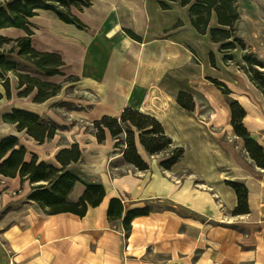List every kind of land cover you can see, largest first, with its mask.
<instances>
[{"label": "crops", "instance_id": "0c3cea01", "mask_svg": "<svg viewBox=\"0 0 264 264\" xmlns=\"http://www.w3.org/2000/svg\"><path fill=\"white\" fill-rule=\"evenodd\" d=\"M237 1L241 37L264 62V0ZM169 6L162 10L157 0H91L77 14L87 30L62 22L48 10H37L30 18L37 26L31 46L61 57V73L75 98L85 101L58 91L36 102L32 90L11 108L46 115L61 136L54 132L38 141L9 122L5 135L17 137L25 161L35 155L37 161H55L51 165L57 168V153L69 144L79 145V160L65 167L78 177L68 198L78 200L86 184L101 185L104 195L83 215L49 213L27 198L33 186L44 182L0 174V264H264V165L254 163L244 140L234 133L229 105L218 102L214 89H202L212 106L206 129L195 119L194 109L182 108L164 90L172 86L193 93L188 83L173 84L169 75L171 53L180 49L182 32L175 33L177 39L142 43L127 35L159 34L180 20L189 34L207 41L190 25L186 6L177 1ZM242 52L235 47L231 53L239 64ZM222 56L214 58V65L209 55L200 64L187 63L227 85L230 97L245 111L243 126L264 149V93ZM56 78L49 81L60 82ZM8 97L14 99V93ZM126 106L157 118L173 143L183 146L182 157L166 169L161 166L166 158L150 159L137 143L148 166L139 170L126 163L107 129L101 142L87 132L94 120L119 116ZM226 181L245 185L247 212H234L236 193ZM112 198L123 205L117 219L107 215ZM136 208L148 211L135 216L125 231L122 218Z\"/></svg>", "mask_w": 264, "mask_h": 264}, {"label": "trees", "instance_id": "16d2710c", "mask_svg": "<svg viewBox=\"0 0 264 264\" xmlns=\"http://www.w3.org/2000/svg\"><path fill=\"white\" fill-rule=\"evenodd\" d=\"M176 1L180 6L187 7L189 23L198 34L205 35L208 33L210 41L220 43L221 48L225 50H233L236 44L243 47V40L236 33L240 21L237 0H157V3L162 10H169L168 2ZM90 5L91 0H4L0 2V29L10 27L23 29L26 31V35L15 39L0 35V44L2 42H13L14 46L7 52L12 53L16 50L15 54L18 57L32 65L35 70L44 76L60 74L63 62L58 54L39 52L31 46L29 19L36 15L37 10H48L53 12L62 22L72 24L81 30H87L88 26L74 13L73 9L81 12L84 7ZM212 19H214L216 27L210 26ZM181 25L182 22L178 20L172 28H177ZM127 34L133 39L137 38L130 31H127ZM209 61L211 65L215 64L212 52L209 53ZM258 64L263 65L262 62H258ZM17 70L21 71L17 62L10 61L5 54L0 53V81L4 85L7 97L10 95L9 77L4 76L9 71ZM16 76L19 79V87L26 84L23 91L25 95L31 92L34 86L37 87L34 96V101L36 102L47 99L60 89L59 84L42 81L18 71ZM24 78L29 79V84L24 81ZM207 79L223 89L224 94H228V88L223 83L216 81V78L208 77ZM261 82L264 87L263 80ZM1 97L2 94L0 92ZM175 100L179 106L187 111H192L194 108L192 97L189 94L180 91L176 94ZM228 105L234 133L242 137L244 147L254 163L257 166H263L264 149L250 137L243 126L244 109L235 99L229 98ZM2 118L4 122L16 123L19 131L26 129L27 134L38 141H42L44 137L50 138L56 129L53 121H50L51 126L43 124L38 115L20 109H12L11 112L3 114ZM93 127L96 131V139L99 142L104 139V129H107L112 138L116 140V147L120 148L124 144L121 150L124 160L127 164L139 170H144L148 166L137 151L136 141L149 154L157 153L173 146L171 137L164 132L157 118L134 110L129 106L124 107L119 116L102 115L99 119L93 121ZM24 155L25 148L19 144L16 136L9 135L0 139V174L9 177L18 174L21 179H26L31 183L44 182L33 186L27 198L37 202L47 212L68 211L83 215L88 206H96L103 198L104 189L99 184H86L83 193L76 201H71L68 198V194L78 181V177L66 171L65 167L79 160L81 152L77 144L64 148L57 153L56 159L60 164L59 168L48 165L43 161H37L35 155L30 161H25ZM182 155V146L173 147L169 157L161 162V166L168 169ZM226 183L236 193L237 208L234 212H247V189L245 185L238 181H226ZM147 211L146 208L129 209L122 218L125 231L130 229L131 220L135 216L146 214ZM122 212L123 205L121 200L112 198L107 208L109 219L120 218Z\"/></svg>", "mask_w": 264, "mask_h": 264}, {"label": "rangeland", "instance_id": "374dc122", "mask_svg": "<svg viewBox=\"0 0 264 264\" xmlns=\"http://www.w3.org/2000/svg\"><path fill=\"white\" fill-rule=\"evenodd\" d=\"M4 0H1L0 2H3ZM171 2H168V4H170ZM3 6L5 7V5L3 4ZM84 10V8H83ZM74 13L78 14L79 16H81V12L73 9ZM37 14V13H36ZM29 30L31 32V35L34 34L35 29H37V26L29 19ZM211 27H216L215 21L214 19L211 20L210 23ZM238 28V27H237ZM187 26L184 23V21L182 22V25L177 27V28H170L164 32H160L159 34H152L150 36H147L146 34H144L143 36H139L134 34L135 36H137L136 41L139 42H156V41H163V40H168L170 38L172 39H177V37H174L175 33L177 32H182L180 36H178L179 41H180V49H178L177 51H173L171 53V63H170V71H169V75L172 76L174 78L173 84H176L177 81H184L186 83L189 84L190 89L193 91V93H188L185 91H181L184 92L186 94H189L192 97V101L194 103V117L196 120H198L201 124L205 123V119H206V115L211 112L212 106L209 103V101L207 100V98L205 97V95H203L202 93V89H214L217 100L220 104H223L224 102L228 104V99H233L230 97V89L227 87V85L216 79V81L223 83L227 88H228V94H224L223 93V89H221L218 85L214 84L213 82H211L210 80H208V77H211L207 72H202L200 70H196L192 65L188 64L187 61L192 62V63H196V64H200L202 57L206 56L208 57L209 53L212 52L214 58H219V56H222V59L224 62H229L230 64H233L234 69L238 70L239 72H241L242 74L244 73L250 80V82H252V84L260 91H262L264 93V87L261 85V81L263 80L264 82V62L261 61L260 59H258V57L255 55V53L251 50V48L249 47V45H246L244 39L241 37V31L239 30V28L237 29V35L243 40V47H241L240 45L236 44V47H241L243 49V52L241 54V59L240 62L241 64L237 63L233 57V55H231L232 50H225L221 48L220 43H213L210 41L209 39V35L208 33H206L205 35L207 36V41H203V38H199L198 35L194 34L193 32L191 34L188 33L187 30ZM190 30V29H189ZM0 35L7 37V38H12L15 39L17 37L20 36H24L26 35V31L23 29H17V28H2L0 29ZM30 35V38H31ZM129 36V34H127ZM131 38V36H129ZM133 39V38H132ZM171 40V39H170ZM172 42H177L175 40H172ZM179 43V42H178ZM14 46L13 42H2L0 44V53H3L6 55V57L10 60V61H15L18 64V67L21 68V71L17 70L18 72H21L23 74H26L27 76H31V77H35L39 80L42 81H47V82H52L49 81L50 78H55L59 80L60 82L56 83L60 85V89L58 91L60 92H64L66 95L72 97L75 100H80V101H85L82 97L80 98H75L76 95L74 92V88L71 87L69 85V83H67L69 80L66 78V75L64 73L60 74H56L53 75L52 77L50 76H44L43 74L39 73L37 70H35L33 68L32 65L28 64L26 61L22 60L20 57H18L15 53L16 50H14V52L12 53H8L7 51ZM181 50L182 53H184L187 56V60L183 61V54H180L178 51ZM245 56H247V58H245ZM258 62H262L263 65L258 64ZM17 71H9L4 77H9V90H10V97H11V92L14 93V99L11 100V98H7V96L5 95V88L4 85L2 83V81H0V92L2 94V97L0 98V137L4 136L5 134L9 133V127L6 126V122L3 121V114L5 113H9L11 112V105H18L20 103L23 102V97H25V94L23 93L24 88L26 87V84H24L22 87H19V79L17 78L16 74ZM213 78V77H211ZM24 81L27 82V84H29V79L28 78H24ZM31 84V83H30ZM240 83H238L237 85H240ZM35 90H37V87L34 86L33 87V91L32 92H36ZM164 90L166 91V93L169 96H172L175 99V96L178 92H180V90L178 88H174V87H164ZM249 89L245 88V91H248ZM57 93V92H56ZM17 96V97H16ZM27 96V95H26ZM33 99V98H32ZM165 100H169V97L165 98ZM33 101V100H32ZM34 102V101H33ZM63 105H67L66 103H63ZM70 106V105H68ZM134 110H137L139 112H142L144 114H148L144 111H142L141 109H139L137 106L136 107H131ZM39 117L41 118V123L43 124H48L49 126H51L50 121H52L51 119H49V117H47L46 115L42 114L39 115ZM199 129L200 125L195 122L194 123ZM56 125V129H58L57 124ZM205 125V124H204ZM206 126V125H205ZM207 129V126H206ZM209 129V128H208ZM181 130L183 131V127L181 128ZM54 134H58L61 136V133L58 131H54ZM87 132L89 133H95V129L93 127V125H89L87 128ZM6 136V135H5ZM59 141H62L61 138L59 137L58 139ZM138 143V141H136V144ZM173 143V141H172ZM72 144H69V146H71ZM79 150H81V147L79 145H77ZM175 146H181L178 145L176 143H173V147ZM124 147V144L122 147H120V149L122 150V148ZM172 148H168V149H164L162 151H159L157 153H153V154H149L145 151V153L150 157V159L152 157H161L163 159L168 158L169 157V153L171 151ZM183 148V146H182ZM45 163L48 165L51 164H56L55 161H49L47 159H45Z\"/></svg>", "mask_w": 264, "mask_h": 264}]
</instances>
